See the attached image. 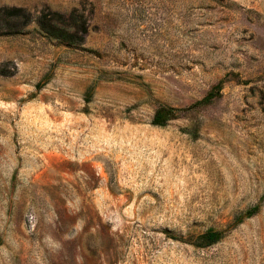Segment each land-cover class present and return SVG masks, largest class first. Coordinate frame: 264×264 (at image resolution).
<instances>
[{"label": "rangeland", "instance_id": "374dc122", "mask_svg": "<svg viewBox=\"0 0 264 264\" xmlns=\"http://www.w3.org/2000/svg\"><path fill=\"white\" fill-rule=\"evenodd\" d=\"M0 264H264V0H0Z\"/></svg>", "mask_w": 264, "mask_h": 264}, {"label": "trees", "instance_id": "16d2710c", "mask_svg": "<svg viewBox=\"0 0 264 264\" xmlns=\"http://www.w3.org/2000/svg\"><path fill=\"white\" fill-rule=\"evenodd\" d=\"M75 22L73 21L72 24L63 25L64 27H75ZM209 101V96L205 97L201 101L195 103L193 106H198L201 104H205ZM192 106V107H193ZM179 109L172 108V107H161L159 108L152 120V124L156 126H164L167 121L174 119L179 112ZM221 238V233L216 232L214 230H208L205 233H202L196 237L195 245L198 247H208L215 242H217Z\"/></svg>", "mask_w": 264, "mask_h": 264}]
</instances>
